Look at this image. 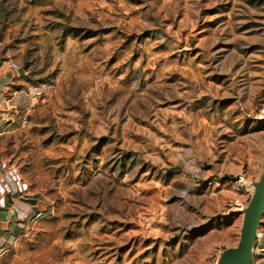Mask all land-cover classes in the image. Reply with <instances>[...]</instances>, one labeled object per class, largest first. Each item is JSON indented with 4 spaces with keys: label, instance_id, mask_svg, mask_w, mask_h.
Here are the masks:
<instances>
[{
    "label": "rangeland",
    "instance_id": "1",
    "mask_svg": "<svg viewBox=\"0 0 264 264\" xmlns=\"http://www.w3.org/2000/svg\"><path fill=\"white\" fill-rule=\"evenodd\" d=\"M0 114L47 210L0 264H216L263 174L264 0H0Z\"/></svg>",
    "mask_w": 264,
    "mask_h": 264
},
{
    "label": "built area",
    "instance_id": "2",
    "mask_svg": "<svg viewBox=\"0 0 264 264\" xmlns=\"http://www.w3.org/2000/svg\"><path fill=\"white\" fill-rule=\"evenodd\" d=\"M10 68L19 73L17 63L12 62ZM2 102L10 106V103L15 105L16 100L13 102V98L5 96ZM240 183L248 184L243 179ZM46 212L35 203H29L21 185L10 174L7 165L0 161V254L10 250L27 233L30 224L43 219Z\"/></svg>",
    "mask_w": 264,
    "mask_h": 264
},
{
    "label": "water",
    "instance_id": "3",
    "mask_svg": "<svg viewBox=\"0 0 264 264\" xmlns=\"http://www.w3.org/2000/svg\"><path fill=\"white\" fill-rule=\"evenodd\" d=\"M24 76V70H19ZM255 191L253 197L244 210L243 226L240 241L236 247L226 249L216 264H252L253 250L257 233L264 214V165L260 180L253 184Z\"/></svg>",
    "mask_w": 264,
    "mask_h": 264
},
{
    "label": "bare ground",
    "instance_id": "4",
    "mask_svg": "<svg viewBox=\"0 0 264 264\" xmlns=\"http://www.w3.org/2000/svg\"><path fill=\"white\" fill-rule=\"evenodd\" d=\"M259 234H260V231H258V233H257V237H259V236H260Z\"/></svg>",
    "mask_w": 264,
    "mask_h": 264
}]
</instances>
